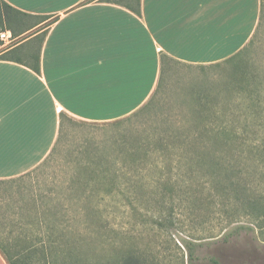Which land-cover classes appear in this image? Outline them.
<instances>
[{
  "label": "rangeland",
  "instance_id": "374dc122",
  "mask_svg": "<svg viewBox=\"0 0 264 264\" xmlns=\"http://www.w3.org/2000/svg\"><path fill=\"white\" fill-rule=\"evenodd\" d=\"M34 43L27 40L18 51L27 53ZM244 59L237 70L231 62L167 61L149 107L153 94L117 121L86 123L61 113L53 152L24 175L0 181V246L47 248L38 236L55 231L79 244L93 264H118L129 256L140 264H264V140L250 128L237 131L238 146L215 150V165L188 166L176 158L172 175L161 180L154 153L159 138L195 134L202 122L235 119L241 127L254 121L245 91L259 87L264 101V2ZM144 143L151 154L133 156ZM114 170L120 187L105 196L114 186L101 172ZM30 260L44 264L39 256Z\"/></svg>",
  "mask_w": 264,
  "mask_h": 264
},
{
  "label": "crops",
  "instance_id": "0c3cea01",
  "mask_svg": "<svg viewBox=\"0 0 264 264\" xmlns=\"http://www.w3.org/2000/svg\"><path fill=\"white\" fill-rule=\"evenodd\" d=\"M2 1L55 20L29 39L46 33L38 71L21 57L0 60V181L24 175L50 154L61 113L86 123L120 120L154 93L162 56L221 63L252 39L262 15V0ZM7 51L0 46V54ZM0 264H7L1 253Z\"/></svg>",
  "mask_w": 264,
  "mask_h": 264
},
{
  "label": "trees",
  "instance_id": "16d2710c",
  "mask_svg": "<svg viewBox=\"0 0 264 264\" xmlns=\"http://www.w3.org/2000/svg\"><path fill=\"white\" fill-rule=\"evenodd\" d=\"M264 0H262L263 6ZM134 12L138 15L139 8L134 9ZM33 20H35L33 22ZM55 19H50V17H34L25 13H22L16 9H13L4 1L0 0V32L3 30H9L12 34V37L15 39L17 36H21L27 32H30L36 26L44 23L42 27L35 29L33 34L42 31L45 26H48L54 22ZM32 21V22H30ZM47 22V23H46ZM259 26V25H258ZM33 34L27 36L26 38L22 39L21 41L17 42L16 44L6 47L9 51L0 54V60H16V62H20L21 53L18 51V48L22 46L27 40L31 39ZM45 31L39 33L34 37L32 41H35L33 45V49L26 53V55H22V60L26 59V62L33 68L34 71H38L39 69V48L41 42L45 36ZM255 36V35H254ZM253 42L252 39L243 47L239 52L235 55L231 56L230 58L224 60L223 62H231L235 65L236 70L241 68L242 65L247 63L244 59V55L246 53L247 47L251 46ZM0 46L2 43L0 42ZM12 48V49H10ZM167 61H172L171 59L162 56L161 63H162V71L160 75V79L156 90L153 93L152 98L150 101L145 105L144 108L151 103L157 89L159 88L162 72H163V65ZM219 64V63H218ZM215 65V64H214ZM260 88L256 87L254 89L246 90L245 93L252 99H250V104L248 105V110L254 115H256L254 121L249 125L244 121V123H240L242 126H239V121L232 119L230 121H222L215 125L211 123L202 122L200 126L201 129L195 134H190L184 136V138L175 137V136H165L159 138L155 145H158L159 148L154 149V153L157 154V160L160 161V170H159V180L165 176H171V172L174 171L173 162L174 159L185 162L188 166L192 165L193 163L198 165L199 167H203L205 162L209 161L212 162V165H215L217 162V155L215 150L220 148H231L233 146H238L239 144V136L240 132L237 131H246L250 128L251 132L254 136H259L260 139L264 140V119L261 116L264 114V101L261 99ZM254 97H252V95ZM256 98V99H255ZM207 104L204 105L203 108H206ZM247 110V113H248ZM250 123V122H249ZM166 138V139H165ZM59 140V136L57 137L56 143ZM55 143V145H56ZM178 143V145H177ZM138 144V143H137ZM54 147L52 148L51 152H53ZM195 150H184L187 146L192 147L196 146ZM146 147V148H145ZM146 149V150H145ZM177 150H182L183 154L178 155ZM141 151V152H140ZM133 156H137L138 154H143L144 156H148L151 154L149 150V144L138 145L132 151ZM130 152V153H131ZM189 161V163H187ZM168 164V165H167ZM217 166V165H216ZM158 167V166H157ZM185 167V166H184ZM189 174L192 172V168L189 167ZM187 169V170H188ZM180 169H177L179 171ZM137 172V171H136ZM102 173L103 178H109L110 183L108 182L109 187L106 190L105 196L111 195L116 188L119 189L120 185L117 186L114 181L117 180V173L114 170V173H107V175ZM122 177H124L122 175ZM126 177V176H125ZM114 184V185H113ZM128 185V181L124 183ZM87 183L84 184L86 186ZM136 187V184H133L132 187ZM138 186V185H137ZM94 210L88 209L86 210L85 214L87 218L94 215ZM87 229H90V225L87 223ZM49 230V229H48ZM60 232V231H59ZM58 233V232H57ZM38 240L42 243L44 240L47 241L48 245L47 248L43 245L38 250H30V247H23L19 248L18 245H10V246H0V253L6 260L7 264H32L31 258L38 257L42 259L44 264H93L91 257L84 251L82 248L79 249V244L77 246L76 243H71L66 235L56 234L55 231H49L46 234L39 235ZM121 263L118 264H140L138 263L139 260L137 257H124L121 260Z\"/></svg>",
  "mask_w": 264,
  "mask_h": 264
},
{
  "label": "built area",
  "instance_id": "2783aa9c",
  "mask_svg": "<svg viewBox=\"0 0 264 264\" xmlns=\"http://www.w3.org/2000/svg\"><path fill=\"white\" fill-rule=\"evenodd\" d=\"M13 40L12 34L9 30H3L0 32V42L2 46L9 45Z\"/></svg>",
  "mask_w": 264,
  "mask_h": 264
}]
</instances>
